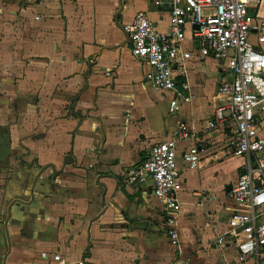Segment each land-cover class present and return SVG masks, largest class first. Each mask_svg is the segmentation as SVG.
<instances>
[{
    "label": "crops",
    "instance_id": "1",
    "mask_svg": "<svg viewBox=\"0 0 264 264\" xmlns=\"http://www.w3.org/2000/svg\"><path fill=\"white\" fill-rule=\"evenodd\" d=\"M139 11L158 30L167 29V0H23L18 9H0V68L7 74L0 109L18 87L22 108L35 112L32 121L29 114L14 124L27 131L6 134L2 127L0 134V159H17L0 188V264H59L43 252L61 254L68 264H264L257 257L240 263L234 243H215L217 233L230 229L237 206L230 190L248 162L227 153L224 136L206 128L227 75L222 63L189 62L194 98L171 115V95L145 81L146 67L123 30ZM18 20L30 21L34 35ZM16 59L34 66L33 82L28 73L17 80L5 68ZM181 121L198 139L178 148L173 243L153 181L133 183L127 173ZM194 143L206 152L191 168L182 153Z\"/></svg>",
    "mask_w": 264,
    "mask_h": 264
},
{
    "label": "built area",
    "instance_id": "2",
    "mask_svg": "<svg viewBox=\"0 0 264 264\" xmlns=\"http://www.w3.org/2000/svg\"><path fill=\"white\" fill-rule=\"evenodd\" d=\"M263 1L167 0L166 30H158L145 11L123 25L133 56L146 67L145 81L171 95V115L194 98L189 62L211 57L222 63L227 75L217 87L219 102L206 128L224 136L227 153L246 157L248 162L246 172L230 190L237 205L230 229L217 233L215 243L221 248L234 243L240 263L252 257L264 263V16L259 9ZM190 138L198 139V133L181 121L172 137L155 142L144 161L127 173L133 183L153 181V193L162 203L163 224L173 243L178 242L180 213L178 148ZM205 152L194 143L182 158L195 168ZM41 256L68 264L61 254L43 252Z\"/></svg>",
    "mask_w": 264,
    "mask_h": 264
},
{
    "label": "rangeland",
    "instance_id": "3",
    "mask_svg": "<svg viewBox=\"0 0 264 264\" xmlns=\"http://www.w3.org/2000/svg\"><path fill=\"white\" fill-rule=\"evenodd\" d=\"M23 0H0V9H3V8H8V6H11V8H14L16 7L17 9L19 8V6L21 5V2ZM34 1V0H33ZM264 4L261 5L260 7V11L263 16H264ZM19 23V25L21 27H27V28H24V33L27 35H29V37H31V35H34V27L32 25H30V21L26 24V22L24 20L20 21L18 20L17 21ZM25 24V25H24ZM188 46H189V43H188ZM14 58H18L16 55H13L11 57V59H14ZM17 59L12 62V63H8L7 65H5V68L8 69H12V73L15 74L16 72V79L17 80H20L22 79V74H26L28 73V80L30 81H34V72H35V68L34 66H29L27 65L28 63H25V64H19L18 62H16ZM32 65V64H31ZM208 70L209 67H207ZM4 69L0 68V90L2 88V83L5 82V76H7V74L5 72H3ZM9 71V70H8ZM10 73H11V70H10ZM20 75V76H19ZM30 75V76H29ZM13 79V77H11ZM23 81L25 82V80L23 79ZM19 84V83H18ZM20 85V84H19ZM14 88V87H12ZM17 91L15 92L14 95H9V102H6L5 103V108L3 110L0 109V116H1V119H0V134H2V127H4V132L6 134H10L11 133V130H15V129H18V134L24 132V131H27L26 127H15L14 124H18L21 121H26L25 118H26V115H29L31 116L29 119L30 121H32V118H33V115H34V110L33 109H26V108H22V100H21V94L19 92V88L16 87ZM23 89V87L21 88ZM1 96V95H0ZM32 96V95H31ZM22 98L23 100L26 102H28L26 96L22 95ZM1 104V103H0ZM3 107V105L1 104L0 105V108ZM5 121V122H10L12 123V126H4L2 124V122ZM28 121V120H27ZM28 129H31V127H29ZM1 136V135H0ZM11 142V149H13V147H15V142L13 141H10ZM12 154V153H11ZM16 162H17V159L14 158L12 155L9 156L8 159H0V188L3 186V184H5L6 182V179L8 178V176L11 175L13 169H14V165H16ZM11 165V166H10Z\"/></svg>",
    "mask_w": 264,
    "mask_h": 264
},
{
    "label": "water",
    "instance_id": "4",
    "mask_svg": "<svg viewBox=\"0 0 264 264\" xmlns=\"http://www.w3.org/2000/svg\"><path fill=\"white\" fill-rule=\"evenodd\" d=\"M3 264H6V259H5V261H4V263Z\"/></svg>",
    "mask_w": 264,
    "mask_h": 264
}]
</instances>
